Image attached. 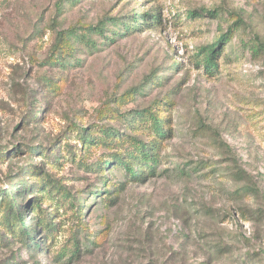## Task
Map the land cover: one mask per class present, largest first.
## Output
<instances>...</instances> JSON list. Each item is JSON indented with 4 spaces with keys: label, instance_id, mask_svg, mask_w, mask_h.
Returning <instances> with one entry per match:
<instances>
[{
    "label": "rangeland",
    "instance_id": "rangeland-1",
    "mask_svg": "<svg viewBox=\"0 0 264 264\" xmlns=\"http://www.w3.org/2000/svg\"><path fill=\"white\" fill-rule=\"evenodd\" d=\"M0 264H264V0H0Z\"/></svg>",
    "mask_w": 264,
    "mask_h": 264
},
{
    "label": "trees",
    "instance_id": "trees-1",
    "mask_svg": "<svg viewBox=\"0 0 264 264\" xmlns=\"http://www.w3.org/2000/svg\"><path fill=\"white\" fill-rule=\"evenodd\" d=\"M189 15H194V14H189ZM143 16H145V15H143ZM158 18H159V16L157 13L151 17L152 20H157ZM147 20H150V19H147ZM230 32L231 31H229V33ZM227 37H228L227 33L220 36V40H217L215 43H213L210 46V48L206 51L205 58L202 60L205 65L211 66L212 68L216 67L218 65L217 56L219 55L220 47L223 43V39L226 40ZM138 117L143 119V118H146V115L143 112H141L138 115ZM151 118L153 119V128L156 131V133L160 136H165L164 129H163L161 124L159 125L160 122L158 121V119L156 117H154L152 113H149V119H151ZM102 131L106 135L113 134V131H111V130H102ZM84 137H87V135H85ZM134 143H135V146L132 149L131 154L135 156V154L138 152L140 154V156L142 157V159L146 161L145 165H147V164L150 165V170H153L152 162L155 161V159H156L155 155L157 154L156 153L157 145H155V144L147 145L146 143H143L141 141L136 142V139H135ZM149 161H151V163ZM118 162L123 164V166L127 169V171L133 177H136L137 175L139 176V172L137 170H135V168L132 166V164L128 163L127 160H126V162H124L123 157L118 158ZM111 164H112V159H107L104 161L105 166H109ZM13 203L18 204L17 200L14 197H11V200H10L9 205H8L9 206V212L7 213V216H6L7 220L10 221L11 219L13 220V218H14V219H16V221H21L22 222L21 225H22L24 222V219H25L24 213L21 211V209H18L16 211ZM10 226H11V224H10ZM23 233L26 234L28 239L30 238V236H32V239H33L34 235L31 232L29 233L27 227H24ZM36 245H38V242L36 243Z\"/></svg>",
    "mask_w": 264,
    "mask_h": 264
}]
</instances>
